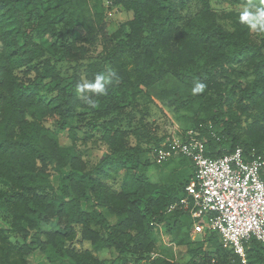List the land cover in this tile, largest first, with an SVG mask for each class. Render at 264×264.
<instances>
[{
  "label": "trees",
  "instance_id": "obj_1",
  "mask_svg": "<svg viewBox=\"0 0 264 264\" xmlns=\"http://www.w3.org/2000/svg\"><path fill=\"white\" fill-rule=\"evenodd\" d=\"M188 1L0 0V219L5 221L0 264H29L34 254L46 264H105L99 257L105 253L113 264H177L162 256L151 259L156 242L151 223L164 224L171 243L190 247L189 234L182 232L192 228L188 211L167 213V208L184 197L194 164L183 157L176 163L152 160L153 151L171 138L166 134L149 138L145 150L135 147L129 154L128 132L121 128L130 121L125 110L135 107L141 88L167 76L189 74L206 84L203 93L174 102L190 111V127L182 133L199 132L206 157L237 148L245 158L262 152L264 38L258 45L252 42L232 12L222 17L239 27L224 30L211 0H194L199 10L184 18L181 10ZM105 3L132 18L107 33ZM98 38V57L86 59L76 41L93 45ZM64 60L75 63L69 77L58 67ZM108 66L118 80L104 96L89 94L97 104L91 108L77 97L75 85ZM111 89L120 96L112 98ZM83 101L81 107L93 113L92 130L104 129L100 141L106 152L94 165L77 146L92 138H77L75 123L82 115L77 109ZM59 132L67 134L68 144H61ZM151 164L163 173L158 184L140 172ZM110 176L120 177L119 190ZM11 234L20 241L12 242ZM77 235L89 250L71 248ZM202 236V245L210 249L188 264H241L232 249L222 247L217 233L205 229ZM244 253L246 264H264V246L256 240L245 243Z\"/></svg>",
  "mask_w": 264,
  "mask_h": 264
},
{
  "label": "rangeland",
  "instance_id": "obj_2",
  "mask_svg": "<svg viewBox=\"0 0 264 264\" xmlns=\"http://www.w3.org/2000/svg\"><path fill=\"white\" fill-rule=\"evenodd\" d=\"M249 0H211L210 6L211 8L218 14V23L221 27L229 32H234L239 25H237L234 21L238 23V15L239 11L241 10L242 6L247 5ZM253 6L260 7L264 6L261 5L260 0H251ZM188 8L182 9L181 13L184 18L191 16L193 13L197 12L200 6L195 3L194 0L188 1ZM105 7V24L107 33H111L112 31L116 30L121 24L125 23L126 21L132 18V14L130 12H126L122 10L120 7H112L108 5V3L104 4ZM234 13L236 15L235 20L232 19H225L222 15L226 13ZM242 25L248 34L252 42L255 44H260L262 38H264V34H257L250 32L246 25ZM177 30L180 29V24L175 26ZM83 35V34H82ZM76 46H83L86 50V59L89 58H97L100 51V41L99 38L96 42L91 45L86 42L85 39L78 40L75 43ZM124 61L126 63L129 62L127 56L124 57ZM75 66V63H68L67 61H60L58 67L61 70V74L65 77H69L72 73V68ZM127 68L129 69L130 66L128 65ZM110 69L108 66L106 71ZM105 71V72H106ZM85 80V77L82 78ZM196 77L193 75H187L182 77L181 79L175 78L172 76H167L163 80L155 83L151 88L144 89L141 88L140 95L138 96L137 104L135 107H128L125 112L131 115L130 121H126L121 125V128L127 130V149L129 154H132L135 151V147L139 148V150H145L153 136L161 137L163 134L167 136L173 135L174 132H183L184 129H188L189 126V119L190 111L187 109H178L174 102L178 101L179 99H183L184 96L190 95L193 96L191 93V89L194 86V82L196 81ZM110 96L112 98H118L120 96L119 92L115 89L110 90ZM170 105V103H172ZM80 103L79 108L77 109L79 115L78 121L75 123L78 131L77 138L82 139L84 137L83 134L87 135L91 140L86 143H81L79 140L78 148L79 151L82 153V158L87 161L88 164H95L103 157V153L106 152V149L101 145V136L103 135L104 129L100 127V129L92 130L90 123L93 121L92 116L93 113L88 111L84 107H81ZM102 120L98 121L101 122ZM46 126L50 127L51 123L47 122ZM137 133H134V132ZM59 138L62 145L68 144L69 139L66 133L59 132ZM179 158H174L169 161H178ZM167 162V161H166ZM175 162V163H176ZM187 160H181V169L179 172L184 173L186 168H184L187 164ZM171 163V162H169ZM138 163L135 162V165ZM129 165V164H128ZM136 174L139 171L135 170ZM148 178L149 182L151 183H159L162 179L163 173L160 172L158 167L154 164L149 165L143 171ZM53 174V173H52ZM51 182L53 185L56 186L57 184V177L52 176ZM113 182V188L115 190H119V182L120 177L110 176L109 178ZM3 186L0 184V190H3ZM82 208H85L83 205ZM203 222V220H199ZM4 220L0 219V227H4ZM157 227H153V234L155 237V252L151 254V259H155L157 257H165L169 261H172L177 264H188L191 260L198 261L200 258V252H208L210 248H207L204 244L202 245L203 240L205 239L202 234H192L191 229L184 228L182 230L183 233L189 234V238L191 241L190 247L186 246H176L175 244L171 243L170 237L166 232V228L164 224H156ZM78 232V229H76ZM10 240L12 242L20 241V239L14 235H10ZM205 243V242H204ZM76 251L90 249L88 243L83 242L79 235H77V239L70 245ZM208 249V250H207ZM191 252L194 253V256L191 255ZM101 258H105V264H113L114 262L111 261V257L109 253L99 255ZM114 257V256H113ZM29 264H46V261L40 257L38 254H34L28 259ZM63 264H71L69 262Z\"/></svg>",
  "mask_w": 264,
  "mask_h": 264
},
{
  "label": "built area",
  "instance_id": "obj_3",
  "mask_svg": "<svg viewBox=\"0 0 264 264\" xmlns=\"http://www.w3.org/2000/svg\"><path fill=\"white\" fill-rule=\"evenodd\" d=\"M199 136L193 129L174 132L151 154L156 164L183 157L195 167L184 197L169 205L167 213L177 208L188 211L192 234H203L205 229L217 233L222 247L232 249L246 264L245 243L254 239L264 246V148L247 158L239 148L210 158Z\"/></svg>",
  "mask_w": 264,
  "mask_h": 264
},
{
  "label": "clouds",
  "instance_id": "obj_4",
  "mask_svg": "<svg viewBox=\"0 0 264 264\" xmlns=\"http://www.w3.org/2000/svg\"><path fill=\"white\" fill-rule=\"evenodd\" d=\"M261 5H264V0H260ZM238 22L246 25L250 32L264 34V6H253L251 0L247 5L242 6L238 15ZM114 78H117L115 71L108 69L106 72H99L91 79H85L75 85V93L78 98L85 100L91 108H96L97 104L90 97L104 96L107 94L108 87L112 85ZM206 84L200 80L194 82L191 89L193 96L201 94L205 91Z\"/></svg>",
  "mask_w": 264,
  "mask_h": 264
}]
</instances>
